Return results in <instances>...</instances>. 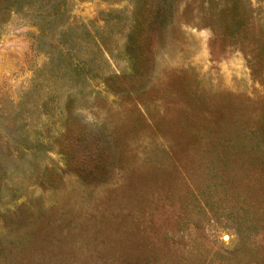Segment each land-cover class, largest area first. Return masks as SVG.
I'll return each mask as SVG.
<instances>
[{
    "label": "rangeland",
    "instance_id": "374dc122",
    "mask_svg": "<svg viewBox=\"0 0 264 264\" xmlns=\"http://www.w3.org/2000/svg\"><path fill=\"white\" fill-rule=\"evenodd\" d=\"M0 0V264H264V0Z\"/></svg>",
    "mask_w": 264,
    "mask_h": 264
},
{
    "label": "trees",
    "instance_id": "16d2710c",
    "mask_svg": "<svg viewBox=\"0 0 264 264\" xmlns=\"http://www.w3.org/2000/svg\"><path fill=\"white\" fill-rule=\"evenodd\" d=\"M42 1L43 0H15L12 11L19 13L25 9H32L34 7L43 10L44 6Z\"/></svg>",
    "mask_w": 264,
    "mask_h": 264
}]
</instances>
